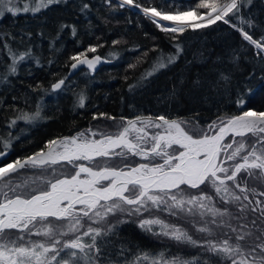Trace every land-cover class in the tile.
Segmentation results:
<instances>
[{"label":"snow or ice","instance_id":"6c2138e0","mask_svg":"<svg viewBox=\"0 0 264 264\" xmlns=\"http://www.w3.org/2000/svg\"><path fill=\"white\" fill-rule=\"evenodd\" d=\"M21 2L0 0V21L21 13L36 17L51 6H71L81 14L93 7L88 0H27L22 7ZM103 2L111 9H138L163 33L183 35L222 22L264 60V22L242 14L254 0H196L186 8L170 0L168 6L175 9L171 11L143 6L139 0ZM237 19L239 24L234 23ZM68 27L60 24L58 34ZM246 28L259 29L260 37L254 38ZM71 32L76 35L75 26ZM31 35L23 32L21 51L13 46V33L0 31V54L10 61L0 70V83H10L9 77L16 76L26 60L40 64L24 39ZM175 47L176 53L157 58L153 71L178 60L183 50L179 44ZM96 51L97 46L89 45L71 56V68L86 65L95 70L102 57L89 58L87 53ZM66 80L52 83L51 92L66 88ZM220 80L228 83L230 77L221 73ZM192 83L203 87L199 79ZM245 103L244 96H238L237 113H220L206 125L163 114L120 117L116 132L89 127L0 163V264H264V110L245 108ZM78 106H85L83 94ZM41 111L42 102L32 114L20 110L8 118L6 128H15L18 121L34 124L43 119ZM92 118L117 120L107 113ZM17 139L12 131L0 134V161L6 160ZM248 212L255 215L249 218ZM131 218L145 233L201 251L192 257L167 250H138L128 256L130 248L120 244L113 252L109 237L115 235L117 224Z\"/></svg>","mask_w":264,"mask_h":264},{"label":"trees","instance_id":"16d2710c","mask_svg":"<svg viewBox=\"0 0 264 264\" xmlns=\"http://www.w3.org/2000/svg\"><path fill=\"white\" fill-rule=\"evenodd\" d=\"M23 2L27 0H22L19 6L22 7ZM88 2L93 7L86 14L71 6H51L36 17L21 13L18 17L0 21V31L13 33L17 37L13 46L21 51L25 45L20 44V37L25 30L30 32L31 39H24L33 56L40 59V64L26 60L18 66V74L9 77L10 83H0V134L12 131L20 138L14 141L10 154L0 163L27 156L51 138L69 136L89 127L99 126L102 131L116 132L120 117L133 119L137 115L163 114L172 118H191L206 125L220 113H237L235 101L240 95L246 100L245 108L264 110V61L255 57L253 49L229 25L217 22L207 29L189 30L183 35L163 33L131 7L111 9L103 0ZM139 2L143 6L175 10L168 6L170 0ZM195 2L174 0L176 5L184 8ZM242 14L264 22V0H254L253 5H246ZM234 23L239 24V20ZM60 24L69 27L58 34ZM71 26L76 27L75 36ZM246 30L257 39L261 35L259 29ZM115 40L120 43L113 44ZM176 44L183 50L178 60L165 69L153 71L158 57L176 53ZM89 45L97 46V51L87 53L88 57L100 55L104 64L96 72L80 68L79 75L68 77L74 62L70 57ZM234 56L239 58L234 59ZM7 62H10L7 56L0 54V70ZM148 72L153 74L141 80ZM221 73L230 77L228 83L220 80ZM250 75L252 79H249ZM63 77H67V87L62 86L60 92H51V84ZM196 79L203 82L202 88L193 87L192 82ZM214 82L216 86L212 87ZM37 85L40 87L33 91ZM249 87L251 94L247 92ZM80 94L85 96L83 108L78 106ZM41 102L43 119L35 125L28 128L24 121H18L21 122L17 123L18 127H23L6 128L8 118L19 115L20 110L32 114ZM98 113H107L117 120H93V114ZM131 159L139 161L135 157ZM232 210L235 212L234 208ZM247 215L252 218L255 214L248 212ZM185 227L189 225L185 224ZM191 231L194 237L200 238L195 230ZM109 239L115 244V247L109 245L113 252L119 250L120 244L129 247L128 256L138 250H167L169 254L192 257L201 251L145 233L135 223V218L117 224L115 235Z\"/></svg>","mask_w":264,"mask_h":264},{"label":"bare ground","instance_id":"6f19581e","mask_svg":"<svg viewBox=\"0 0 264 264\" xmlns=\"http://www.w3.org/2000/svg\"><path fill=\"white\" fill-rule=\"evenodd\" d=\"M185 1V0H184ZM186 1H188V2H190V1H193V0H186ZM130 8V7H129ZM121 9H123V8H121ZM134 9V8H133ZM134 10H136V11H139L138 9H134ZM132 11V10H131ZM134 12V11H133ZM140 12V11H139ZM135 13V12H134ZM138 13V12H137ZM143 15V14H142ZM163 23H167V22H163ZM239 33V32H238ZM239 35H240V37L242 38V36H241V34L239 33ZM247 42V41H246ZM242 43H243V41H242ZM248 43V45H249V48H252L253 49V53H256V49L254 48V46L253 45H251V44H249V42H247ZM256 57V56H255ZM257 58V57H256ZM104 59V58H103ZM259 59V58H258ZM260 60V59H259ZM260 61H262V60H260ZM26 63V62H25ZM22 65V64H21ZM19 69V68H18ZM83 70H85V69H83ZM101 70V69H100ZM99 70V71H100ZM98 71V72H99ZM96 72V71H95ZM97 72V73H98ZM77 73V72H76ZM76 73H74V74H69V72H68V74H67V76L68 77H72V76H74ZM79 73H81L80 71H79ZM79 73H77V75H79ZM90 73V72H89ZM76 76V75H75ZM264 76V75H263ZM58 92H60V91H58ZM56 93V92H55ZM19 123V122H18ZM21 123V122H20ZM19 123V124H20ZM26 124V123H25ZM33 125V124H32ZM35 125V124H34ZM29 126V125H28ZM39 126V125H38ZM17 127H18V125H17ZM23 127V126H22ZM30 127H32V126H30ZM19 128V127H18ZM29 128V127H28ZM14 129V128H13ZM20 130H23L24 131V129H20ZM18 132H20V131H18ZM27 132V131H26ZM20 134V133H19ZM28 136V135H27ZM26 136V137H27ZM20 139V138H19ZM21 139H24V138H21ZM21 141V140H20Z\"/></svg>","mask_w":264,"mask_h":264},{"label":"water","instance_id":"95a60500","mask_svg":"<svg viewBox=\"0 0 264 264\" xmlns=\"http://www.w3.org/2000/svg\"><path fill=\"white\" fill-rule=\"evenodd\" d=\"M92 57H93V56H92ZM89 58H91V57H89ZM72 63H74V62H72ZM103 64H104V60L102 59L101 62H100L99 64L96 65L95 70H91V71H92V72L97 71V70L100 68V66L103 65ZM80 68H86V69H88L86 65H78V67H77L76 69H72V68H70V70H69V74H74V73H76L77 71H79ZM88 70L90 71V69H88ZM146 116H147V115H146Z\"/></svg>","mask_w":264,"mask_h":264},{"label":"rangeland","instance_id":"374dc122","mask_svg":"<svg viewBox=\"0 0 264 264\" xmlns=\"http://www.w3.org/2000/svg\"><path fill=\"white\" fill-rule=\"evenodd\" d=\"M80 70V69H79ZM77 72H79V71H77ZM24 124H25V122H23ZM28 125L29 124H25V127H28ZM29 126H32V124L31 125H29ZM19 127H22V125H20ZM23 135H24V133H23ZM135 158H137V159H139L138 157H135ZM118 159V158H117ZM147 215V214H146ZM167 218V217H166ZM134 219V218H133ZM112 220H116V218L114 217V218H112Z\"/></svg>","mask_w":264,"mask_h":264},{"label":"built area","instance_id":"2783aa9c","mask_svg":"<svg viewBox=\"0 0 264 264\" xmlns=\"http://www.w3.org/2000/svg\"><path fill=\"white\" fill-rule=\"evenodd\" d=\"M257 52H258V50H256V53H254L255 56H256L257 58H259L260 60H262V59L257 55ZM262 61H264V60H262Z\"/></svg>","mask_w":264,"mask_h":264}]
</instances>
